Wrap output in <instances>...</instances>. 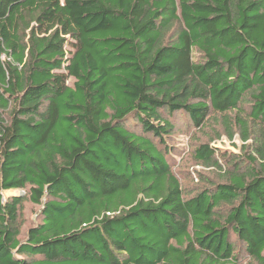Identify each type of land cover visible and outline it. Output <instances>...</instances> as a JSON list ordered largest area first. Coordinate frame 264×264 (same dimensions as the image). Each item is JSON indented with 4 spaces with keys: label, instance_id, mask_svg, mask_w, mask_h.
Here are the masks:
<instances>
[{
    "label": "trees",
    "instance_id": "16d2710c",
    "mask_svg": "<svg viewBox=\"0 0 264 264\" xmlns=\"http://www.w3.org/2000/svg\"><path fill=\"white\" fill-rule=\"evenodd\" d=\"M242 103L244 165L198 146L223 182L185 195L161 111ZM232 237L264 264V0H0V264H237Z\"/></svg>",
    "mask_w": 264,
    "mask_h": 264
},
{
    "label": "rangeland",
    "instance_id": "374dc122",
    "mask_svg": "<svg viewBox=\"0 0 264 264\" xmlns=\"http://www.w3.org/2000/svg\"><path fill=\"white\" fill-rule=\"evenodd\" d=\"M69 82L72 83V80ZM237 110L238 112H231L224 116L211 113L207 123L200 129L194 128L189 123L190 121H188L186 115L181 112H175V115L171 116L167 111H161V116H168L165 119L171 121L174 126V134L170 140H167L168 145L172 149L171 153L173 154L170 167L180 182L185 195H194L202 189L223 182L212 168H206L196 162L194 159V151L198 146L208 143L216 151L214 159L222 166L223 170H228L227 166H230L229 170H233V165H244L241 147L243 144L249 145L251 143L250 141L243 143L240 140L238 134L240 128L237 120L249 118L250 106L248 103H242ZM127 127H130V123H128ZM252 130L253 135L258 134L256 128ZM228 131L233 132L232 138H229ZM18 193L25 195L24 190L6 192L3 194V198L7 199L10 195ZM42 207V205H33L28 200L23 203L21 209L22 227L20 229V240L25 238L29 228L39 223V213ZM231 241L235 248L234 255L237 264H250V259L247 258L244 250L243 252L241 251L242 246L240 243L233 237Z\"/></svg>",
    "mask_w": 264,
    "mask_h": 264
}]
</instances>
